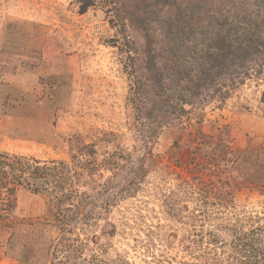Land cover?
<instances>
[{"label":"rangeland","instance_id":"374dc122","mask_svg":"<svg viewBox=\"0 0 264 264\" xmlns=\"http://www.w3.org/2000/svg\"><path fill=\"white\" fill-rule=\"evenodd\" d=\"M163 1L92 0L80 13L76 0H0V161L53 167L39 181L3 171L15 201L0 197L12 211L0 264H194L195 252L226 264L232 235L214 226L235 222L264 249V53L238 82L206 81L176 119L141 63L173 24ZM136 83L149 101L136 102ZM154 106L166 115L146 117Z\"/></svg>","mask_w":264,"mask_h":264},{"label":"trees","instance_id":"16d2710c","mask_svg":"<svg viewBox=\"0 0 264 264\" xmlns=\"http://www.w3.org/2000/svg\"><path fill=\"white\" fill-rule=\"evenodd\" d=\"M76 2L80 7V13L85 12L92 4V0H76ZM163 2L162 5L171 12L170 16L175 17L173 24L168 22L170 18L163 20L164 25L169 29L164 36L165 47L156 45L162 48L160 54L153 53L152 45L147 46L142 53L141 63L148 74L144 81L149 83L145 85L150 88L151 95L143 91L145 88L143 83H136L135 87L138 88L136 102H141L147 97L149 101V96L160 97L161 106L171 107L172 112H168L169 115H175L178 119L186 112L184 105L192 102L190 98L205 89L206 81L212 82L217 75V77H228L230 83L236 82L238 78L248 76L253 66L257 64L260 66L257 60L262 61L264 53V0H165ZM200 35L204 36V39L201 37V47L197 49L191 42ZM132 54L140 56L136 51ZM134 57L130 54L126 57L133 67L134 61L141 58ZM128 74L132 76L134 71ZM172 101H175V105L180 104L182 107L173 109L169 104ZM159 108L160 106H154L150 110L146 109L144 115L151 120H157L159 112L166 115V111L163 113ZM141 114V111L137 112V117L139 118ZM17 160L19 165L16 163L17 166L14 168L9 162V157L0 161L1 174L6 177L0 182V197L3 198L10 193L12 202L15 201V193L8 190V185L5 184L7 178L8 182L10 180L9 175L3 173L6 168L21 174L26 173L28 176L33 175L34 181L50 176L49 172L53 168L40 167L37 162L34 166H30L31 168L25 167L22 159L17 157ZM16 184L21 186L20 178L16 179ZM33 186L30 191L37 195L42 185L34 183ZM10 208L3 204V208L0 209V218L10 217L12 212ZM236 223H232L230 227L214 226L216 230L232 235V241L229 243L233 244L232 251L226 255L224 262L248 264L244 262L247 260L250 264H264L262 242L255 239L253 232L248 235L241 234V228L238 224L236 226ZM207 235L211 242L208 244H219L225 247L226 239L220 238L212 231H209ZM246 253L247 255H244ZM211 254L193 253L194 264H222L219 253Z\"/></svg>","mask_w":264,"mask_h":264}]
</instances>
